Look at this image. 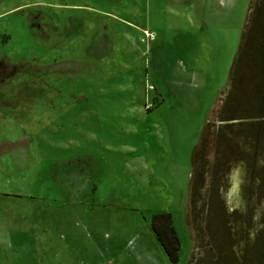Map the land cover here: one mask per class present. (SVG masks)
Segmentation results:
<instances>
[{
  "label": "rangeland",
  "instance_id": "rangeland-1",
  "mask_svg": "<svg viewBox=\"0 0 264 264\" xmlns=\"http://www.w3.org/2000/svg\"><path fill=\"white\" fill-rule=\"evenodd\" d=\"M263 15L264 0H0V204L49 189L61 203L37 218L73 264H188L203 254L187 204L202 135L194 214L240 255L264 229V128L216 113ZM18 64L32 73L10 77ZM162 211L174 263L149 226Z\"/></svg>",
  "mask_w": 264,
  "mask_h": 264
},
{
  "label": "trees",
  "instance_id": "trees-1",
  "mask_svg": "<svg viewBox=\"0 0 264 264\" xmlns=\"http://www.w3.org/2000/svg\"><path fill=\"white\" fill-rule=\"evenodd\" d=\"M258 25V27L252 28V33H248L244 45L241 43V46H239L238 53L234 58L229 74L231 89L226 94V98L221 103L216 113V118L219 121L242 119L243 122L239 123L243 127V131L249 132L250 134H252L254 130L260 131L264 128V119L256 120L260 119V117H264V17ZM254 30L257 31V35L255 36L253 34ZM255 44L258 45L257 50H255ZM248 56L257 57V60L254 62L250 60L249 63L245 64ZM54 68L55 66H48V70L47 67H44V71L46 73L48 71L56 72ZM36 71L37 75H39L43 72V69L39 68ZM27 72L32 73L27 68H23L22 65L18 64L12 70L11 73L13 75L10 77ZM33 73L35 72L33 71ZM5 79V76H2V79H0L1 83L4 82ZM147 109L148 108H146V110ZM203 145L204 140L201 135L192 152L194 172L191 175L190 199L187 203L190 205L191 212L193 211L191 228L193 238H195L194 247L198 250H202L203 254L198 256L192 255L188 264H264V242L260 244L264 229L258 231L254 242L249 247L245 246L240 255L234 256L229 251L228 246L231 245L230 241L227 242L226 246H221L216 243L213 233V219L210 220L208 218L209 222H206V226L198 222L197 216L194 214L193 202L194 198L199 196L198 190L203 182V165H201L205 162V160H202ZM243 159L242 157V160ZM200 161L201 164L199 163ZM259 180L260 182L257 186L258 196H260V194L264 195V180L260 177ZM198 213L200 217V211ZM149 226L168 261L171 263L176 262L179 241L172 225L171 215L167 212L155 213L150 217ZM204 228L207 229V233ZM205 237H207V239H205ZM227 239L229 240V237H227Z\"/></svg>",
  "mask_w": 264,
  "mask_h": 264
},
{
  "label": "crops",
  "instance_id": "crops-1",
  "mask_svg": "<svg viewBox=\"0 0 264 264\" xmlns=\"http://www.w3.org/2000/svg\"><path fill=\"white\" fill-rule=\"evenodd\" d=\"M46 190L31 197L4 195L16 200L0 204V227L3 229L0 231V264H73L67 257L58 258L59 253H54L49 222L46 218H37L41 210L46 212L61 203L48 197ZM61 191L64 193V185Z\"/></svg>",
  "mask_w": 264,
  "mask_h": 264
},
{
  "label": "built area",
  "instance_id": "built-area-1",
  "mask_svg": "<svg viewBox=\"0 0 264 264\" xmlns=\"http://www.w3.org/2000/svg\"><path fill=\"white\" fill-rule=\"evenodd\" d=\"M145 37H146L148 40H150V39L152 38L151 35L146 34V33H145Z\"/></svg>",
  "mask_w": 264,
  "mask_h": 264
}]
</instances>
